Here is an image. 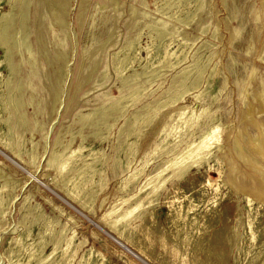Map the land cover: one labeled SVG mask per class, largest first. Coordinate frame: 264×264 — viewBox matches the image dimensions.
<instances>
[{
	"label": "rangeland",
	"instance_id": "374dc122",
	"mask_svg": "<svg viewBox=\"0 0 264 264\" xmlns=\"http://www.w3.org/2000/svg\"><path fill=\"white\" fill-rule=\"evenodd\" d=\"M263 5L0 0V264H264V199L228 182L233 164L252 188L264 171L234 144L250 156L241 133L258 132L245 115L264 90ZM180 113L198 125L179 135ZM211 126L208 160L166 169ZM139 204L119 241L105 221Z\"/></svg>",
	"mask_w": 264,
	"mask_h": 264
},
{
	"label": "bare ground",
	"instance_id": "6f19581e",
	"mask_svg": "<svg viewBox=\"0 0 264 264\" xmlns=\"http://www.w3.org/2000/svg\"><path fill=\"white\" fill-rule=\"evenodd\" d=\"M187 3V2H186ZM174 4V3H173ZM176 4V3H175ZM182 5V4H181ZM186 5V4H185ZM169 6V5H168ZM173 6V5H172ZM183 6V5H182ZM264 6V5H263ZM181 8V7H180ZM171 9V8H170ZM264 9V8H263ZM172 10V9H171ZM184 10V9H183ZM176 11V10H175ZM263 11V10H262ZM182 16V15H181ZM176 18V17H175ZM257 18H259V15L257 16ZM264 18V17H263ZM4 29V28H3ZM165 33V32H164ZM3 34H5V33H2V35ZM162 34V33H161ZM166 34V33H165ZM173 34V33H172ZM163 35V34H162ZM239 35V31L238 30H235L234 31V33H233V37L234 38H236L237 36ZM167 36V35H166ZM168 36H170V35H168ZM163 37H165V35L163 36ZM162 37V38H163ZM173 37V36H172ZM231 37H232V35H231ZM159 38H160V36H159ZM233 39V38H232ZM231 39V40H232ZM1 42V41H0ZM264 44V43H263ZM129 49V48H128ZM263 49H264V47H263ZM11 52V51H10ZM169 52V51H168ZM172 53V52H171ZM174 53V52H173ZM176 54V53H175ZM259 54V53H258ZM262 54V53H261ZM167 56H169V55H167ZM175 57V56H174ZM9 58V57H8ZM166 58V57H165ZM165 58H163V60H165ZM168 58V57H167ZM172 58V57H171ZM261 59H263L264 60V51H263V54L261 55ZM123 61V60H122ZM121 61V62H122ZM118 62H120V60L118 61ZM177 62V61H176ZM161 63H163V61L161 62ZM178 63V62H177ZM128 64V63H127ZM179 64V63H178ZM195 64V63H194ZM125 65V64H124ZM170 66V65H169ZM126 67V66H125ZM173 67V66H172ZM120 68V67H119ZM189 69V68H188ZM187 69V70H188ZM122 70V69H121ZM194 70V69H193ZM196 70V69H195ZM198 70H199V68H198ZM149 71V70H148ZM124 72V71H123ZM152 72H154V71H152ZM183 72V71H182ZM120 73V72H119ZM199 73V72H198ZM255 73H256V68L255 67H253V69L251 70V73H250V78H254V76H255ZM123 74V73H122ZM154 74V73H153ZM193 74V73H192ZM201 75V74H200ZM185 76H186V74H185ZM189 76H190V74H189ZM9 77V76H8ZM196 77V76H195ZM10 78V77H9ZM138 78V77H137ZM196 78H198V77H196ZM196 80V79H195ZM185 81H187V80H185ZM8 83V82H7ZM10 83V82H9ZM180 84V83H179ZM182 84V83H181ZM184 84V83H183ZM182 84V85H183ZM192 85V84H191ZM247 86H248V84H247ZM188 87V86H187ZM178 88H180V87H178ZM20 90V89H19ZM139 90V89H138ZM185 90V89H184ZM183 90V92L181 93V97H183L184 96V94H185V91ZM190 90V89H189ZM141 92V91H140ZM139 92V93H140ZM144 92V91H143ZM133 94V93H132ZM190 94V93H189ZM137 95H139V94H136V96ZM249 95V91H248V89H247V87H246V89H245V97H247ZM131 96H133V95H131ZM140 96V95H139ZM199 96H200V94H199ZM130 97V96H129ZM176 97V96H175ZM127 98V97H126ZM134 97H132L131 99L132 100H134L133 99ZM171 98V97H170ZM130 99V98H129ZM215 99V98H214ZM176 101H178V98H176L173 102H176ZM254 101H258L259 102V110H261V112L262 111H264V90H263V92H259V93H256L255 94V96H254V100L252 101V100H250L249 101V106H248V108L246 109V115H245V118H246V120L247 119H249V121L257 128V130H258V132H257V134L255 135V136H253V135H250L249 134V138H245V134L242 132L241 133V136H243V138H244V141H247L248 143H249V145H250V149L249 150H247L248 152H249V154H250V156H252L253 157V159L248 155V154H246L245 153V146H244V144H243V141L238 137V136H236L235 137V141H234V144H235V149H236V152H237V155H239V157H242L243 158V160L245 161V162H248L249 164H251L252 166H254V168H255V172L257 173V175H258V172L259 171H262V169H261V167L262 166H260V165H262V164H259V161L257 160V159H261V160H264V122H263V120H262V118H254L253 116H254V114H253V111H254ZM4 102V101H3ZM19 102V101H18ZM123 102V101H122ZM167 102H168V100H167ZM167 102H166V104H167ZM123 104V103H122ZM4 105V104H3ZM14 105V104H13ZM161 105H165V103H163V104H161ZM169 105V104H168ZM23 106V105H22ZM114 106V105H113ZM160 106V105H159ZM172 106V105H171ZM7 107V106H6ZM118 107V106H117ZM121 107H122V105H121ZM169 107V106H168ZM166 108V107H165ZM208 108V107H207ZM104 109V108H103ZM118 109V108H117ZM7 110V109H6ZM5 110V111H6ZM105 110V109H104ZM103 110V111H104ZM111 111H114V110H112L111 109ZM10 112V111H9ZM206 112H207V109L206 108H204V109H202L201 110V112L199 113V115L198 116H202L203 114H206ZM183 114L184 113H180V117H178L179 119H178V125L177 126H175V127H173L174 129H176V130H178V134L181 132V131H184L185 129H193V128H195L197 125H198V122H194V119L196 118V114H195V116L193 115V116H190V117H183ZM252 114H253V116H252ZM108 115V114H107ZM8 119V118H7ZM139 120H140V118H139ZM139 120H135V121H139ZM143 121V120H142ZM244 121H245V119H244ZM135 123V122H134ZM137 123V122H136ZM144 124H146L145 122H144ZM177 124V123H176ZM9 126H11V125H9ZM220 126V125H219ZM138 127V126H137ZM136 127V128H137ZM229 127V126H228ZM220 128H221V126H220ZM218 126L217 127H210L207 131H205V132H203L202 134H201V136L199 137V139L198 140H195V141H192V142H188L187 144H186V146L177 154V155H175V157H173V158H171L169 161H168V167L166 168V169H172V171H173V175H177V176H179V175H182L187 169H189V168H191V167H193V166H198V165H200V164H202L203 162H205L206 160H208L212 155H213V153H214V151H215V149L217 148V146L220 144V142H221V140H222V138H221V132L222 131H220L221 129H220ZM172 129V128H171ZM170 129V130H171ZM173 129V130H174ZM212 129V130H211ZM220 129V130H219ZM229 130H230V127H229ZM241 131H242V129H240ZM165 131V130H164ZM229 133V132H228ZM11 134V133H10ZM178 134H177V137H178ZM6 135H8V134H6ZM180 135V134H179ZM11 136V135H10ZM7 137V136H6ZM177 137H175V138H177ZM0 138H1V136H0ZM8 138H9V136H8ZM174 138V139H175ZM173 139V138H172ZM3 140H4V137H3ZM10 140V139H9ZM6 141H8V140H6ZM6 141H4V142H6ZM1 142V141H0ZM9 142V141H8ZM174 142V141H173ZM7 143V142H6ZM2 144V143H1ZM4 144V143H3ZM10 144V143H9ZM8 144V145H9ZM10 147V146H9ZM6 148V147H5ZM79 149V148H78ZM134 149V148H133ZM245 149V150H244ZM9 150V149H8ZM78 151V150H77ZM80 151H81V149H80ZM74 152V151H73ZM76 152V151H75ZM251 152H253V153H255V157L251 154ZM78 153V152H77ZM79 153H81V152H79ZM13 154H14V152H13ZM71 154V153H70ZM17 155V154H16ZM76 155V154H75ZM56 155H54V157H55ZM79 156V155H78ZM77 156V157H78ZM90 156H91V154H90ZM16 158H17V156H15ZM59 157V156H58ZM70 157V156H69ZM18 158H20V157H18ZM59 158H61V156L59 157ZM67 158V157H66ZM71 158H72V156H71ZM79 158V157H78ZM82 158V157H81ZM58 159V158H57ZM22 160V159H21ZM34 160V159H33ZM52 160H54V158L52 159ZM73 160V159H72ZM75 160V159H74ZM98 160V159H97ZM101 160V159H100ZM56 161H58V160H56ZM131 162V161H130ZM129 162V163H130ZM77 163V162H76ZM95 163V162H94ZM59 164V166H58V168H57V173L58 174H62V173H64L65 171H67L68 169H69V167H70V165H71V160H65V161H61V162H59L58 163ZM74 164V163H73ZM86 164H89V163H86ZM76 166V165H75ZM92 166V165H91ZM73 167V166H72ZM84 168V167H83ZM86 168H88V166L86 167ZM91 169V168H90ZM96 169V168H95ZM94 169V170H95ZM263 169H264V167H263ZM70 170V169H69ZM79 170H81V169H79ZM75 171V170H74ZM86 171H88V169L86 170ZM92 171V170H91ZM237 171V167L236 166H234V164H233V167H232V169H231V173H230V176H229V179H228V182L236 189V190H238V191H243V192H245L246 194H248L249 196L248 197H256V198H263L264 199V190H263V187H264V171H262V176H259L258 177V181H256L255 180V182H259V184H260V186H256V187H250V186H247V183L245 184V183H242V181H241V179L239 180H237V179H235V178H233V174L235 173ZM70 172V171H69ZM80 173H81V171H80ZM84 173V172H83ZM134 173H135V171H134ZM133 173V174H134ZM88 174V173H87ZM91 174V173H90ZM93 176H94V174H92ZM136 175V174H135ZM92 176V177H93ZM83 179V178H82ZM91 179V178H90ZM75 180V179H74ZM85 181V180H84ZM130 181V180H129ZM76 182V181H75ZM88 182V181H87ZM128 182V181H127ZM165 182V181H164ZM163 182V183H164ZM81 183H83V180H82V182ZM163 183H161L160 185H157V186H155V187H153V192H156V191H158V189L160 188V186L163 184ZM85 184V183H84ZM154 184V183H153ZM73 185H74V183H73ZM88 185V184H87ZM86 185V186H87ZM129 185V184H128ZM150 186V185H149ZM66 187V186H65ZM90 187H92V186H90ZM77 188H78V186H75L72 190H70V189H68V190H70L69 192L67 191V194H69L70 195V197L71 196H76L77 195ZM80 188V187H79ZM4 189V188H3ZM82 189H84V188H82ZM93 192V191H92ZM245 194V195H246ZM82 195V194H81ZM2 196V195H1ZM69 197V198H70ZM81 197V196H80ZM86 197H88V196H86ZM246 197V196H245ZM82 198V197H81ZM3 199V198H2ZM1 199V200H2ZM5 199V198H4ZM92 199V198H91ZM250 199V198H249ZM7 200V199H6ZM94 200V199H93ZM248 200V199H247ZM73 201H74V199H73ZM87 201V200H86ZM254 201V200H253ZM91 202H92V200H91ZM90 202V203H91ZM84 203H85V201H84ZM93 203V202H92ZM252 204V203H251ZM1 205H2V202H1ZM136 205V204H135ZM86 206V205H85ZM141 205L139 204V205H137L136 207H134V208H131V209H128V210H126L124 213H122L121 215H119L118 216V218L117 219H115V220H110V221H105V226L107 227V228H109V230L111 231V232H113V233H115V236H116V238L119 240V241H123V233L118 229V231H117V226H118V228H119V226L120 225H124V226H127V224H128V222L130 221V219L132 218V216H133V214H134V212L140 207ZM2 208H4V207H2ZM115 208V207H114ZM84 209V208H83ZM2 211H3V209H2ZM183 212V211H182ZM4 214V213H3ZM2 217V216H1ZM54 228V227H53ZM61 231H63V230H61ZM65 231V230H64ZM63 231V232H64ZM115 231H117V233L115 232ZM39 233H41V232H39ZM42 234H43V232H42ZM47 234V233H46ZM62 234V233H61ZM42 236V235H41ZM62 236V235H61ZM42 238V237H41ZM116 239V240H117ZM61 240V239H60ZM21 242H22V240H21ZM61 242V241H60ZM70 242V241H69ZM73 242V241H72ZM33 243V242H32ZM49 243V242H48ZM41 244V243H40ZM45 244V243H44ZM44 244H43V246H44ZM67 244H68V242H67ZM66 244V245H67ZM46 245V244H45ZM72 245V244H71ZM60 246V245H59ZM41 247V246H40ZM33 248V247H32ZM142 248V247H141ZM69 249V248H68ZM36 250V249H35ZM41 250H45V249H41ZM66 250V249H65ZM38 252V251H37ZM39 253V252H38ZM52 253V252H51ZM21 254V253H20ZM66 254V253H65ZM33 255V254H32ZM35 255V254H34ZM33 255V256H34ZM43 255V254H42ZM186 258V257H185ZM30 259V258H29ZM34 259V258H33ZM89 259V258H88ZM45 260V259H44ZM72 260V259H71ZM88 261V260H87ZM44 262V261H43ZM88 263H90V262H88ZM39 264H41V263H39ZM81 264H83V263H81Z\"/></svg>",
	"mask_w": 264,
	"mask_h": 264
}]
</instances>
